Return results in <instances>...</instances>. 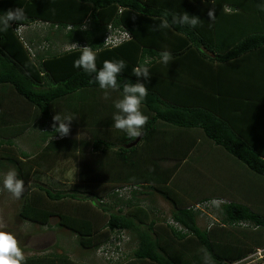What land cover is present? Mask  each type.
<instances>
[{
  "label": "trees",
  "instance_id": "trees-1",
  "mask_svg": "<svg viewBox=\"0 0 264 264\" xmlns=\"http://www.w3.org/2000/svg\"><path fill=\"white\" fill-rule=\"evenodd\" d=\"M15 8L26 18L0 31V170L27 178L18 219L41 228L55 220L105 264H264V256L247 260L264 249V0H0V18ZM165 13L198 22L166 27ZM34 23L47 24L44 36L18 33ZM108 27L130 39L105 47ZM85 46L97 52V72L105 60L125 61L118 88L101 89L95 73L75 66ZM163 50L173 56L169 66L160 62ZM145 63L147 80L135 73ZM137 83L148 91L141 106L148 122L130 137L113 127L116 115H127L114 103ZM13 108L30 117L25 127L11 121ZM57 114L73 116L66 137L52 134ZM35 122L39 156L72 142L95 160L97 177L76 171L78 183L63 190L37 182L42 162L15 145ZM154 195L183 230L150 216L154 208L141 197L152 204ZM215 199L226 203L200 228L193 207ZM121 232L131 252L116 261L99 256ZM60 250L25 256L24 264H85Z\"/></svg>",
  "mask_w": 264,
  "mask_h": 264
},
{
  "label": "rangeland",
  "instance_id": "rangeland-1",
  "mask_svg": "<svg viewBox=\"0 0 264 264\" xmlns=\"http://www.w3.org/2000/svg\"><path fill=\"white\" fill-rule=\"evenodd\" d=\"M46 25L47 24L43 25L41 23H34L29 26L22 27L24 29H21L20 34L23 37H33V35H39L42 37L47 31ZM64 49L66 50L67 46L61 47V50ZM19 109L20 105H17L16 110ZM23 113L24 112H17L13 108V114L10 118L12 119L11 121L15 126L19 125L23 128L25 127V125H27L28 121L30 120V117H27L25 115H23L24 117L21 116ZM41 124L42 123L35 122L33 126H30L29 129H26V132L22 136H20L19 139L17 138L15 140V145L17 149L21 151H26V153L29 155V161H31L30 159L35 156L37 160L42 162L38 171L40 175L37 177V182H45L47 183L46 185H49V187L55 186L57 188V185L59 183H62L59 189L63 190V188H68L72 183H78L79 177L76 171L82 175H84L83 173L87 174V177H89L90 179H95L97 177L98 171L95 160H93L92 157H90L89 155L85 157L84 155H81L78 152L76 146L71 142L72 140H74V138L70 140L71 144L65 146L63 149L56 148L51 153L41 154V156H39L38 151L43 148L42 143L40 141L42 134ZM45 129H47V127ZM74 142L75 141H73V143ZM2 153L3 152H0V154ZM165 162H163L162 165L165 166ZM214 163L216 164L215 161ZM218 166L221 165L217 164L216 167ZM41 169H48L50 170L49 172L52 173H44L43 171H41ZM141 170L143 169L141 168ZM7 172L8 170H0V230L11 233L17 239L18 246L22 249L24 257L53 251L59 253L62 252L60 250L62 249L68 254L71 259L75 261L83 262L85 264H105L101 261V258L95 257V255L88 254L87 252L84 253V251H81L80 248L76 245V239L69 232L55 227V220L51 221L50 228H41L39 226L32 225L29 222H24L18 219V205L21 201V198H23L25 196V193H28L29 191L27 189V186L25 185L27 178L23 181L24 191L19 197H15L3 187V178ZM152 175L153 174L149 176L152 177ZM15 179L18 180L17 174ZM213 179L214 178L210 179V182H212ZM95 184L96 182L92 184L90 188H94ZM228 190L232 191V189L229 188ZM118 192L119 196H123L124 198L128 195H124V192H129V189L128 187L119 188ZM141 198L145 199V201L141 202L143 205H148L154 208L155 213L150 216H156V218L159 220H166L164 222L166 223V225L171 223L170 221L172 220L169 219L171 206L167 201H165L158 195H154L151 198L153 202L152 204H150V200L148 199L149 197L145 196ZM241 200H243V197L239 199V201ZM89 203L92 204L95 202L89 201ZM212 209L213 206L202 208L201 206H199L201 214L199 215L197 222L200 228H207L211 225L212 220L215 221L214 213L211 212ZM132 249L133 247L128 246L127 248H125V245H122L123 252H131ZM85 254H88V256Z\"/></svg>",
  "mask_w": 264,
  "mask_h": 264
},
{
  "label": "clouds",
  "instance_id": "clouds-1",
  "mask_svg": "<svg viewBox=\"0 0 264 264\" xmlns=\"http://www.w3.org/2000/svg\"><path fill=\"white\" fill-rule=\"evenodd\" d=\"M168 13H165L164 26L171 25H192L197 22V18H190L188 14H172L171 20L167 19ZM210 18L214 17V10L208 11ZM26 18L24 9L15 8L10 9L4 16L0 18V31L9 30L10 22H20ZM160 62L164 66H169L173 60L170 51L163 50L158 54ZM97 52L91 46L82 48L81 55L75 61V66L82 68L87 73H95L96 81L101 89L108 87L118 88L116 73L121 72L125 67L123 60H105L100 71H96ZM136 76H143L146 80L150 77V70L147 64H141L135 70ZM148 91L142 84L127 85L123 90L122 98L114 103V107L119 109L121 113L127 114L126 117L116 115L114 117L113 127L117 130L126 132L130 137H137L141 135L144 125L148 122V116L142 113V104L147 96ZM72 115L57 114L53 117V131L52 134H59L60 137H66L70 132ZM16 169L13 168L8 171L3 178V187L15 197H19L24 191L23 181L15 179ZM24 254L22 249L18 246L17 239L6 231L0 230V264H24Z\"/></svg>",
  "mask_w": 264,
  "mask_h": 264
},
{
  "label": "built area",
  "instance_id": "built-area-1",
  "mask_svg": "<svg viewBox=\"0 0 264 264\" xmlns=\"http://www.w3.org/2000/svg\"><path fill=\"white\" fill-rule=\"evenodd\" d=\"M22 29V28H21ZM21 29L18 30V33L21 32ZM130 39V35L127 31L123 30V29H113L112 27H108L105 36H104V46L108 47V48H114L118 45H120L121 43H123L124 41ZM78 45L75 46V48ZM218 199L212 200L210 202H205L203 204L200 205H195L193 207V209H199V206L202 207H208V206H214V205H218L221 203H224V201H217ZM171 223H169L170 225H174V227H176V229L178 231L183 230L179 225L177 224H173L172 221H170ZM128 240V238L126 237L124 232L119 233L118 235L114 234L113 237H111V239L109 240V242L102 246L101 248H99L97 250V254L99 256H102L104 259L108 260V261H116L118 259H120L123 250H122V245H124V243ZM264 256V249H259L257 250L253 255L247 257V260L250 259H261ZM252 262V261H251Z\"/></svg>",
  "mask_w": 264,
  "mask_h": 264
},
{
  "label": "water",
  "instance_id": "water-1",
  "mask_svg": "<svg viewBox=\"0 0 264 264\" xmlns=\"http://www.w3.org/2000/svg\"><path fill=\"white\" fill-rule=\"evenodd\" d=\"M138 142V139H136L131 145H129L128 147L134 146L136 143Z\"/></svg>",
  "mask_w": 264,
  "mask_h": 264
},
{
  "label": "crops",
  "instance_id": "crops-1",
  "mask_svg": "<svg viewBox=\"0 0 264 264\" xmlns=\"http://www.w3.org/2000/svg\"><path fill=\"white\" fill-rule=\"evenodd\" d=\"M56 47V46H55ZM260 58V57H259ZM198 223V222H197ZM87 264H89V263H87ZM91 264V263H90Z\"/></svg>",
  "mask_w": 264,
  "mask_h": 264
}]
</instances>
